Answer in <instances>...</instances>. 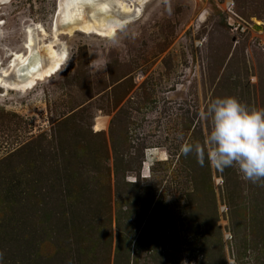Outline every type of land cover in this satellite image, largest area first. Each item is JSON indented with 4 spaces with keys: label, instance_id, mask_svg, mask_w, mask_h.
Listing matches in <instances>:
<instances>
[{
    "label": "rangeland",
    "instance_id": "374dc122",
    "mask_svg": "<svg viewBox=\"0 0 264 264\" xmlns=\"http://www.w3.org/2000/svg\"><path fill=\"white\" fill-rule=\"evenodd\" d=\"M57 6L0 4V74L28 27L54 39ZM141 8L112 38L60 34L66 61L33 88L0 87L3 264H264V181L180 151L215 98L264 107V0Z\"/></svg>",
    "mask_w": 264,
    "mask_h": 264
},
{
    "label": "bare ground",
    "instance_id": "6f19581e",
    "mask_svg": "<svg viewBox=\"0 0 264 264\" xmlns=\"http://www.w3.org/2000/svg\"><path fill=\"white\" fill-rule=\"evenodd\" d=\"M5 1L0 0V3L3 4ZM124 1L58 0L52 27L54 39L45 42V37L41 39L32 26L28 27L26 52H12L10 68L4 69L0 74V87L5 90L26 91L33 88L39 81L58 73L67 58V55L61 52L62 50L55 48L60 34L80 31L107 38L114 37L119 29L142 15L141 6L145 0H133L131 6ZM225 6L226 10H229L234 7V4L228 1ZM42 32H45L44 28ZM44 35L47 36V34ZM1 75L6 78H2Z\"/></svg>",
    "mask_w": 264,
    "mask_h": 264
},
{
    "label": "clouds",
    "instance_id": "9594fccd",
    "mask_svg": "<svg viewBox=\"0 0 264 264\" xmlns=\"http://www.w3.org/2000/svg\"><path fill=\"white\" fill-rule=\"evenodd\" d=\"M201 116L211 121L208 135L202 144L183 143L181 153H194L202 167L207 159L221 172L238 166L246 182L264 181V107H251L235 96L217 97ZM3 256L0 251V264Z\"/></svg>",
    "mask_w": 264,
    "mask_h": 264
},
{
    "label": "water",
    "instance_id": "95a60500",
    "mask_svg": "<svg viewBox=\"0 0 264 264\" xmlns=\"http://www.w3.org/2000/svg\"><path fill=\"white\" fill-rule=\"evenodd\" d=\"M255 28H257V29H264V27L263 26H260V25H256Z\"/></svg>",
    "mask_w": 264,
    "mask_h": 264
},
{
    "label": "flooded vegetation",
    "instance_id": "af4514ba",
    "mask_svg": "<svg viewBox=\"0 0 264 264\" xmlns=\"http://www.w3.org/2000/svg\"><path fill=\"white\" fill-rule=\"evenodd\" d=\"M0 4H2V3H0Z\"/></svg>",
    "mask_w": 264,
    "mask_h": 264
}]
</instances>
